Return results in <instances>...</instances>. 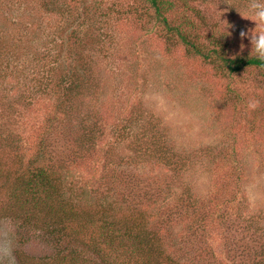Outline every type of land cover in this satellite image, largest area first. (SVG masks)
<instances>
[{
    "label": "rangeland",
    "instance_id": "rangeland-1",
    "mask_svg": "<svg viewBox=\"0 0 264 264\" xmlns=\"http://www.w3.org/2000/svg\"><path fill=\"white\" fill-rule=\"evenodd\" d=\"M145 1L0 0V264L91 252L106 219L161 264H264V70L224 61L251 52L248 0H171L169 25ZM42 156L91 222L58 243L14 206Z\"/></svg>",
    "mask_w": 264,
    "mask_h": 264
},
{
    "label": "trees",
    "instance_id": "trees-1",
    "mask_svg": "<svg viewBox=\"0 0 264 264\" xmlns=\"http://www.w3.org/2000/svg\"><path fill=\"white\" fill-rule=\"evenodd\" d=\"M156 12L157 17L164 22L166 25H169V19L166 14L169 9H173L175 6L170 0H146ZM180 7V5H179ZM140 21V19H138ZM192 49H195V46H192ZM222 50H214L216 53H225L217 52ZM253 55L251 52L245 54L244 56H239L235 58H224L226 66L230 72H240L246 67H256L264 70V61L258 60L256 57H251ZM227 57L226 54L222 55ZM44 156L39 160V167H33L34 173L30 172L28 178L23 179L19 185L14 188L15 204L22 205V209L27 208L23 206L22 203L26 204L27 200L31 198L32 207H28L25 211H28L33 215V219L36 221H45L50 220L54 227L51 234H55L57 238L55 239L56 243L59 241V229L56 228V223L64 218L65 226L68 227L70 223H75L70 225L74 226L76 229L83 230L87 225H90V221L84 220L79 214L80 212L72 211L66 215V211L73 210L72 204L66 203L60 197L64 195L60 192L62 189L59 187L58 181L59 178L54 177V168H46L45 165L41 166L44 161ZM183 201V200H182ZM182 204V202L180 201ZM10 205V204H9ZM9 205L7 207H9ZM3 208L4 212L7 214H12V210L9 208ZM66 215V216H65ZM65 216V217H63ZM80 218V220H79ZM32 219V220H33ZM77 221H80V223ZM103 221V220H102ZM115 220L106 219L101 222L104 233L100 242L101 246H98L94 240L92 244L96 249L89 250L93 254H96L94 258H90L91 252H82L80 249L71 248L70 250L64 249L61 257L58 260L51 261L49 264H111L110 261H113V264H161V257L163 258V253L157 248L156 240L151 237V234L147 231L141 232L129 230L127 227L122 228L123 226L117 227ZM78 232H80L78 230ZM46 233V232H45ZM156 258H159V261H155ZM21 263H25L28 259L23 258ZM100 259V263L96 261ZM38 264H48L46 261L38 262Z\"/></svg>",
    "mask_w": 264,
    "mask_h": 264
},
{
    "label": "clouds",
    "instance_id": "clouds-1",
    "mask_svg": "<svg viewBox=\"0 0 264 264\" xmlns=\"http://www.w3.org/2000/svg\"><path fill=\"white\" fill-rule=\"evenodd\" d=\"M246 15L255 22L256 27L249 32H241V36L249 39L251 53L258 60L264 61V0H248ZM222 22L220 16L217 20L218 30L221 33H227L229 25L225 26ZM250 107H255V105H250Z\"/></svg>",
    "mask_w": 264,
    "mask_h": 264
}]
</instances>
